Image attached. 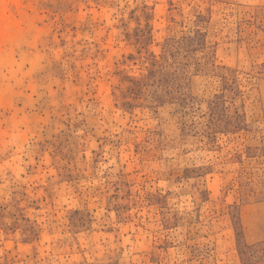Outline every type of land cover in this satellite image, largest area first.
<instances>
[{
	"label": "rangeland",
	"instance_id": "rangeland-1",
	"mask_svg": "<svg viewBox=\"0 0 264 264\" xmlns=\"http://www.w3.org/2000/svg\"><path fill=\"white\" fill-rule=\"evenodd\" d=\"M0 264H264V0H8Z\"/></svg>",
	"mask_w": 264,
	"mask_h": 264
},
{
	"label": "bare ground",
	"instance_id": "bare-ground-1",
	"mask_svg": "<svg viewBox=\"0 0 264 264\" xmlns=\"http://www.w3.org/2000/svg\"><path fill=\"white\" fill-rule=\"evenodd\" d=\"M8 0H0V40L8 34V29L12 25L10 16L7 15L5 4Z\"/></svg>",
	"mask_w": 264,
	"mask_h": 264
}]
</instances>
